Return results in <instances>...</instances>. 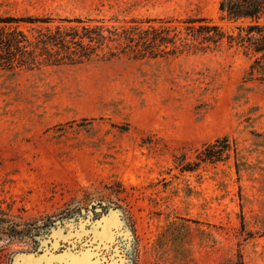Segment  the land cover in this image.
<instances>
[{
	"label": "rangeland",
	"instance_id": "rangeland-1",
	"mask_svg": "<svg viewBox=\"0 0 264 264\" xmlns=\"http://www.w3.org/2000/svg\"><path fill=\"white\" fill-rule=\"evenodd\" d=\"M220 1L0 0V15H201L231 30ZM101 55L0 68V264H264V81L251 59L225 44ZM222 136L236 152L199 160Z\"/></svg>",
	"mask_w": 264,
	"mask_h": 264
},
{
	"label": "trees",
	"instance_id": "trees-1",
	"mask_svg": "<svg viewBox=\"0 0 264 264\" xmlns=\"http://www.w3.org/2000/svg\"><path fill=\"white\" fill-rule=\"evenodd\" d=\"M221 19L235 23L225 30L201 16L174 18H54L0 15V68L78 64L98 56L106 60L128 55L134 59L207 52L223 44L251 59L250 74L264 81V0H221ZM56 21V22H55ZM30 24L28 36L21 24ZM236 147L227 136L204 145L199 160L229 158ZM235 264H243L237 255Z\"/></svg>",
	"mask_w": 264,
	"mask_h": 264
}]
</instances>
